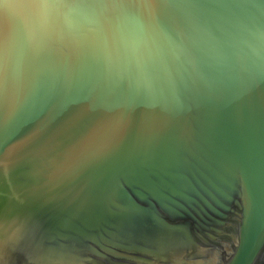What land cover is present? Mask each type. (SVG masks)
I'll list each match as a JSON object with an SVG mask.
<instances>
[{
    "label": "water",
    "instance_id": "1",
    "mask_svg": "<svg viewBox=\"0 0 264 264\" xmlns=\"http://www.w3.org/2000/svg\"><path fill=\"white\" fill-rule=\"evenodd\" d=\"M0 264H264V0H0Z\"/></svg>",
    "mask_w": 264,
    "mask_h": 264
}]
</instances>
